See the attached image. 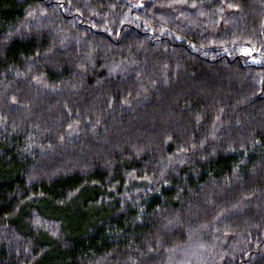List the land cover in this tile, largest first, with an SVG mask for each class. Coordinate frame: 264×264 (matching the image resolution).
<instances>
[{
	"label": "trees",
	"instance_id": "1",
	"mask_svg": "<svg viewBox=\"0 0 264 264\" xmlns=\"http://www.w3.org/2000/svg\"><path fill=\"white\" fill-rule=\"evenodd\" d=\"M0 264H264V0H0Z\"/></svg>",
	"mask_w": 264,
	"mask_h": 264
},
{
	"label": "rangeland",
	"instance_id": "2",
	"mask_svg": "<svg viewBox=\"0 0 264 264\" xmlns=\"http://www.w3.org/2000/svg\"><path fill=\"white\" fill-rule=\"evenodd\" d=\"M139 0H131L132 3L136 4Z\"/></svg>",
	"mask_w": 264,
	"mask_h": 264
}]
</instances>
